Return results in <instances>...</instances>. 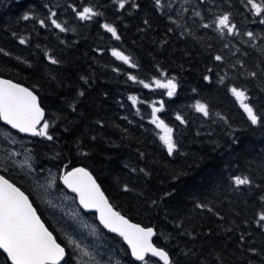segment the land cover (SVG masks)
Returning a JSON list of instances; mask_svg holds the SVG:
<instances>
[{
	"label": "trees",
	"instance_id": "16d2710c",
	"mask_svg": "<svg viewBox=\"0 0 264 264\" xmlns=\"http://www.w3.org/2000/svg\"><path fill=\"white\" fill-rule=\"evenodd\" d=\"M84 6L103 15L81 21L72 9ZM53 12L67 31L51 24ZM226 13L236 26L232 35L215 27ZM262 21L264 14L246 0H161L160 7L155 0H127L123 9L115 0H0V75L30 88L44 109L53 139L31 138L38 162L57 172L88 168L119 213L153 227V242L168 252L170 264H264V223L258 222L264 120L252 125L229 91L245 90L264 116ZM104 22L116 27L119 40L99 27ZM113 49L137 67L114 57ZM161 71L175 77L172 97L128 79L151 82L163 79ZM129 96L137 97L135 105ZM161 100L157 115L173 129L172 155L151 123L148 103ZM197 101L209 116L195 110ZM0 173L27 194L65 248L60 264H72L69 245L44 217L28 179L8 164L0 163ZM234 176L251 183L236 186ZM104 232L129 258L121 239Z\"/></svg>",
	"mask_w": 264,
	"mask_h": 264
},
{
	"label": "snow or ice",
	"instance_id": "6c2138e0",
	"mask_svg": "<svg viewBox=\"0 0 264 264\" xmlns=\"http://www.w3.org/2000/svg\"><path fill=\"white\" fill-rule=\"evenodd\" d=\"M115 3L118 4L119 9H123L127 0H115ZM155 4L160 7L161 0H155ZM246 4L250 6L255 14H264V0L259 3L257 0H246ZM132 7H138V5L133 3ZM72 10L81 21L93 20V18L103 15L91 6H84L82 10L73 7ZM55 15L56 13L53 12L49 17L51 24L62 32L67 31L61 23L57 22L54 18ZM196 15L199 16L200 13L197 12ZM23 19L28 20L30 16L25 14ZM39 23L41 26H45V21L41 20ZM209 26L208 24L203 25L205 28ZM99 27L110 33L114 39H120L116 27L112 24L104 22L100 23ZM215 27L221 34L225 29L229 35L234 34L236 31V26L230 23V15L227 13L216 18ZM247 35L252 37L253 33L248 32ZM25 42L23 38L20 39L21 44ZM112 55L132 68L137 67L129 56L124 55L123 52L117 49L112 50ZM49 60L53 64L58 62L52 57H49ZM215 60L220 61L222 57L217 55ZM160 76L163 79L153 77L151 82L137 80V77L133 75H129L128 79L142 84L146 89L153 87L166 89V95L172 97L177 89L175 77L167 78L163 71L160 72ZM205 79L207 80L209 77H205ZM221 82H223V77H221ZM229 91L252 125L260 124L264 120V116L258 114L247 102L248 98L245 90L233 86ZM128 99L132 101L133 105L137 102L135 96H129ZM157 103L159 107L156 106ZM194 107L197 112L206 117L209 116L207 105L197 101ZM163 108V100L153 102L151 105V123L162 130L163 134L159 136V139L167 149L168 154L172 155L177 147L173 139V129L157 115ZM43 116V109L39 106L37 97L31 91L9 80L0 79V121H4L11 128L17 129L21 133H31L33 136L46 137L48 140H52L53 137L48 133L49 123L46 120L42 121ZM176 120L180 121L181 124L186 123L180 115L176 116ZM23 164L31 168L28 160H24ZM54 179L56 177H53ZM58 179L77 194L79 203L84 209H95L99 213L100 223L105 228L123 237L131 249L132 257L137 261L142 262V264H154L150 258L155 257L162 264H170L168 252L152 243L153 229L130 223L129 220L115 211L104 193L101 192L99 185L85 168L76 167L65 170L59 175ZM232 180L236 186L251 183L247 176H234ZM51 183L52 181H49V186H51ZM261 199L264 200V197H261ZM198 207L204 206L198 205ZM258 222L264 223V210L260 212ZM241 239H243V236ZM69 244L80 249L82 256L88 257L90 255L87 250L81 248L77 241L69 238ZM0 250L7 254V259L11 264H60L66 254L65 248L57 243L52 232L45 227L40 216L37 215V211L30 202L29 197L3 176H0ZM83 264H90V261H83Z\"/></svg>",
	"mask_w": 264,
	"mask_h": 264
},
{
	"label": "rangeland",
	"instance_id": "374dc122",
	"mask_svg": "<svg viewBox=\"0 0 264 264\" xmlns=\"http://www.w3.org/2000/svg\"><path fill=\"white\" fill-rule=\"evenodd\" d=\"M148 104L151 108L152 102ZM31 138L18 134L0 122V163L12 166L28 179L44 217L69 245L73 254L72 264H83V261H90V264H142L126 258L115 243L106 237L94 214L92 216V213L78 207L75 196L58 182L59 172L56 168L38 162L32 151ZM24 160H28L31 168L23 164ZM53 177L56 179L53 180ZM49 181H52L51 186ZM69 238L77 241L90 255L82 256L80 249L69 244ZM7 263L0 256V264Z\"/></svg>",
	"mask_w": 264,
	"mask_h": 264
},
{
	"label": "water",
	"instance_id": "95a60500",
	"mask_svg": "<svg viewBox=\"0 0 264 264\" xmlns=\"http://www.w3.org/2000/svg\"><path fill=\"white\" fill-rule=\"evenodd\" d=\"M0 79H3V80H9V81H11L12 83H14V84H18V85H20L21 87H23V88H27L29 91H31L36 97H37V102H38V104H39V99H38V96L30 89V88H28L27 86H25L24 84H22V83H19V82H17V81H14V80H12V79H10V78H7V77H5V76H2V75H0ZM39 106L41 107V105L39 104ZM42 108V107H41ZM43 109V108H42ZM43 112H44V109H43ZM45 115V114H44ZM44 120V116H43V118H42V121ZM0 122H2L4 125H6L7 127H9L10 129H12L13 131H16V132H18L19 134H22V135H26V136H33L31 133H21V132H19L17 129H13V128H11V126L10 125H7L4 121H0ZM38 127H39V125H38ZM76 167H82V168H85L91 175H92V177H93V179L96 181V183L99 185V183L97 182V180L95 179V177L93 176V174L88 170V168H86V167H84V166H82V165H75V166H73V167H70V168H68V169H66V170H71V168H76ZM63 171H65L64 169H61V171L59 172V174H58V177H59V175H61L62 173H63ZM0 176H3L1 173H0ZM4 177V176H3ZM5 179H7L6 177H4ZM8 180V179H7ZM58 181H59V183L61 184V186L65 189V190H67V191H69V192H71V193H73L74 194V196H75V201H76V204L78 205V207L81 209V210H83V211H85V212H93L94 213V217H95V220H96V222L98 223V225L102 228V229H104L105 231H107V232H109V233H111V234H114V235H116V236H118L120 239H121V241L123 242V244L126 246V248H127V250H128V254H129V256H130V258L131 259H133V260H135V261H137L134 257H132V255H131V249L129 248V246H128V244L124 241V239H123V237H121L118 233H115V232H112V231H110L108 228H105L104 226H103V224H101L100 223V220H99V213L95 210V209H84L81 205H80V203H79V198H78V196H77V194L75 193V192H73L71 189H69V188H67L64 184H63V182L61 181V180H59L58 179ZM10 183H12L11 181H9ZM15 185V184H14ZM18 187V186H17ZM99 187H100V185H99ZM19 188V187H18ZM21 190V189H20ZM100 190H101V192H103L104 193V191L102 190V188L100 187ZM22 191V190H21ZM25 193V192H24ZM25 195H27L26 193H25ZM104 196L107 198V200H108V197H107V195L104 193ZM30 200V199H29ZM30 202H31V200H30ZM108 202H109V200H108ZM32 203V202H31ZM110 203V202H109ZM111 204V203H110ZM33 205V204H32ZM112 205V204H111ZM33 207H34V205H33ZM113 207V206H112ZM35 208V207H34ZM113 209L115 210V211H117L114 207H113ZM118 212V211H117ZM121 214V213H120ZM37 215H38V213H37ZM122 216H124L127 220H129L130 221V223H133V224H138V225H140L141 227H144V228H152L153 229V227H151V226H143V225H141L140 223H137V222H134V221H132V220H130V219H128L125 215H123V214H121ZM39 216V215H38ZM41 221L43 222V220L41 219ZM44 223V222H43ZM44 225H45V223H44ZM45 227L46 228H48L46 225H45ZM49 230V229H48ZM50 231V230H49ZM153 231H154V229H153ZM51 232V231H50ZM154 235H155V231H154ZM154 235L152 236V243L154 244V242H153V238H154ZM54 236V235H53ZM57 243H59V242H57ZM60 244V243H59ZM155 245V244H154ZM155 246H157V245H155ZM157 247H159V246H157ZM159 248H162V247H159ZM162 249H164V248H162ZM165 250V249H164ZM4 255H5V257H6V259H7V254L6 253H4L3 252V250H0ZM166 251V250H165ZM153 258H155V257H153ZM157 261H158V258H155ZM7 261H8V259H7ZM160 262V261H159ZM8 263L9 264H11V262L10 261H8ZM161 264H162V262H160Z\"/></svg>",
	"mask_w": 264,
	"mask_h": 264
},
{
	"label": "flooded vegetation",
	"instance_id": "af4514ba",
	"mask_svg": "<svg viewBox=\"0 0 264 264\" xmlns=\"http://www.w3.org/2000/svg\"><path fill=\"white\" fill-rule=\"evenodd\" d=\"M65 253H66V250H65Z\"/></svg>",
	"mask_w": 264,
	"mask_h": 264
}]
</instances>
